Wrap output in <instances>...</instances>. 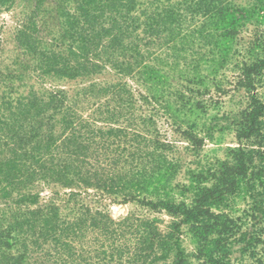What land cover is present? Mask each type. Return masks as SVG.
Returning a JSON list of instances; mask_svg holds the SVG:
<instances>
[{
  "label": "trees",
  "instance_id": "16d2710c",
  "mask_svg": "<svg viewBox=\"0 0 264 264\" xmlns=\"http://www.w3.org/2000/svg\"><path fill=\"white\" fill-rule=\"evenodd\" d=\"M44 1L15 30L32 82L0 88V264H264V0H53L56 33ZM224 83L236 107L210 113ZM155 114L194 156L181 181ZM222 131L234 145L201 158V133ZM50 184L73 206L41 200ZM104 196L174 217L115 219Z\"/></svg>",
  "mask_w": 264,
  "mask_h": 264
},
{
  "label": "rangeland",
  "instance_id": "374dc122",
  "mask_svg": "<svg viewBox=\"0 0 264 264\" xmlns=\"http://www.w3.org/2000/svg\"><path fill=\"white\" fill-rule=\"evenodd\" d=\"M34 3V0H15L13 4L2 5L0 6V88H3L4 85H14L18 86L19 84H29L33 79L28 77L31 73L30 67L33 64V60L26 56L22 50L18 47L15 41V30L19 24V20L23 18L24 14L29 11V8ZM53 0H45L44 4L41 7L40 14L44 17L46 23L50 30L56 33L58 26V19L56 12L53 10ZM233 72L227 71V75L231 76ZM99 78H111V74H103L98 76ZM233 76H231V79ZM83 81V80H79ZM85 81V80H84ZM75 81H63V82H46L47 86H58L63 88L72 87ZM28 88L25 89V91ZM233 85L223 84L222 89L217 90L215 87L209 88V90L202 95V99L209 106V112H215L216 108H221L224 110H231L236 107L238 96L241 93L233 92ZM156 116V114H155ZM157 117V116H156ZM200 122H206L207 124L210 121L209 116H203L201 119H198ZM158 130L160 132V137L172 141L176 146L179 147L180 151H183V166L180 170V174L177 176L176 181L183 180L184 171L189 168H194L195 164L191 162L194 160V156L191 152H185L183 147L186 146L184 139L180 138L177 134V131L172 128L169 121L164 117L156 118ZM203 142V147L201 148L200 155L201 158H214V157H223V149L226 146H232L235 143L234 134L231 131H222L216 132L214 138L209 139L207 135ZM41 192V200L54 198L56 202L62 207L69 200L67 204L73 206V199H69L68 195L73 191V188H65L59 185H44L39 187ZM93 189H89V195H93ZM57 192V193H56ZM88 194L82 193L81 199L84 202H92ZM97 205V204H96ZM97 206H100L103 210L107 211L111 217L115 219H121L129 216H139L150 219H157L156 224L160 230H165L166 226L170 223L174 216H171L164 210L153 209L146 205H143L141 202L136 200L122 202L115 201L111 199L110 196H104L100 198V202ZM235 208L232 212L228 211L227 214L236 216L239 214L241 208L244 207V202L238 198L234 204ZM185 245L188 251L192 252L194 246L190 243L189 239L186 238ZM232 262L233 264L241 263L240 255L233 252Z\"/></svg>",
  "mask_w": 264,
  "mask_h": 264
}]
</instances>
